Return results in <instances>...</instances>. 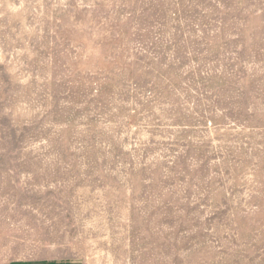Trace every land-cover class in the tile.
<instances>
[{"label":"rangeland","instance_id":"1","mask_svg":"<svg viewBox=\"0 0 264 264\" xmlns=\"http://www.w3.org/2000/svg\"><path fill=\"white\" fill-rule=\"evenodd\" d=\"M264 264V0H0V264Z\"/></svg>","mask_w":264,"mask_h":264},{"label":"crops","instance_id":"2","mask_svg":"<svg viewBox=\"0 0 264 264\" xmlns=\"http://www.w3.org/2000/svg\"><path fill=\"white\" fill-rule=\"evenodd\" d=\"M16 264H26V263L21 262V263H16Z\"/></svg>","mask_w":264,"mask_h":264}]
</instances>
